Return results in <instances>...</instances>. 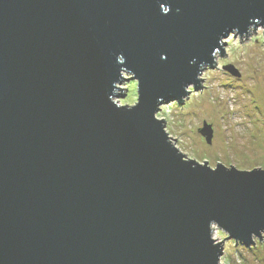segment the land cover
<instances>
[{"label": "water", "instance_id": "95a60500", "mask_svg": "<svg viewBox=\"0 0 264 264\" xmlns=\"http://www.w3.org/2000/svg\"><path fill=\"white\" fill-rule=\"evenodd\" d=\"M257 27L264 0H0V264H221L261 241L264 170L189 159L156 117Z\"/></svg>", "mask_w": 264, "mask_h": 264}, {"label": "rangeland", "instance_id": "374dc122", "mask_svg": "<svg viewBox=\"0 0 264 264\" xmlns=\"http://www.w3.org/2000/svg\"><path fill=\"white\" fill-rule=\"evenodd\" d=\"M253 31L242 41L233 33L223 39V55L215 53L214 66L197 75L200 88L189 85L181 102L164 103L156 113L179 151L211 168L218 163L244 171L264 170V34L260 27ZM224 66L233 67L239 76L229 74ZM118 87L122 89L119 103L133 105L136 83ZM203 123L212 130L209 144L198 131ZM213 237L221 240L224 235L216 231ZM254 242L244 247L226 241L220 263L264 264V236Z\"/></svg>", "mask_w": 264, "mask_h": 264}, {"label": "trees", "instance_id": "16d2710c", "mask_svg": "<svg viewBox=\"0 0 264 264\" xmlns=\"http://www.w3.org/2000/svg\"><path fill=\"white\" fill-rule=\"evenodd\" d=\"M250 249H252V248H250Z\"/></svg>", "mask_w": 264, "mask_h": 264}]
</instances>
